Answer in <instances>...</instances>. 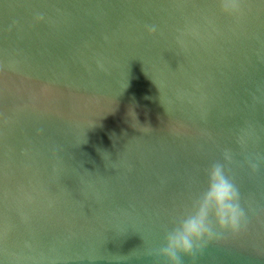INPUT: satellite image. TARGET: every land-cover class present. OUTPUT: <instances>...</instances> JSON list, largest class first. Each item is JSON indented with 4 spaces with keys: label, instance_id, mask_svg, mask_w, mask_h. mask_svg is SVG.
Masks as SVG:
<instances>
[{
    "label": "water",
    "instance_id": "1",
    "mask_svg": "<svg viewBox=\"0 0 264 264\" xmlns=\"http://www.w3.org/2000/svg\"><path fill=\"white\" fill-rule=\"evenodd\" d=\"M216 163L245 226L181 264H264V0H0V264H161Z\"/></svg>",
    "mask_w": 264,
    "mask_h": 264
},
{
    "label": "clouds",
    "instance_id": "2",
    "mask_svg": "<svg viewBox=\"0 0 264 264\" xmlns=\"http://www.w3.org/2000/svg\"><path fill=\"white\" fill-rule=\"evenodd\" d=\"M220 8L228 15L239 14L240 0H220ZM225 159L231 158L226 155ZM250 166L257 167L254 162ZM210 220L220 232L235 234L245 226L238 190L219 163L207 169L199 194L167 231L159 249L161 264H181V257L191 256L198 247L213 239L215 233Z\"/></svg>",
    "mask_w": 264,
    "mask_h": 264
}]
</instances>
